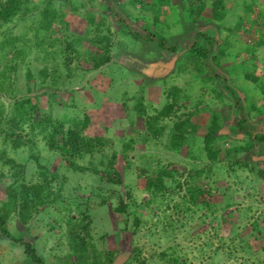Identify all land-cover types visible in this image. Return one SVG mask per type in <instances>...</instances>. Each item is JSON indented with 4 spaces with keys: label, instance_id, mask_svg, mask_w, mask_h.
Segmentation results:
<instances>
[{
    "label": "rangeland",
    "instance_id": "1",
    "mask_svg": "<svg viewBox=\"0 0 264 264\" xmlns=\"http://www.w3.org/2000/svg\"><path fill=\"white\" fill-rule=\"evenodd\" d=\"M18 1L0 19V215L10 235L45 264H82L70 249L79 237L85 264H264V143L252 140L264 131V0ZM204 36L214 39L206 57ZM99 44L110 61L91 70ZM26 99L30 115L14 121ZM53 125L106 143L75 161L83 171L70 168L49 147ZM36 186L44 206L26 201ZM0 264L34 263L0 232Z\"/></svg>",
    "mask_w": 264,
    "mask_h": 264
},
{
    "label": "trees",
    "instance_id": "2",
    "mask_svg": "<svg viewBox=\"0 0 264 264\" xmlns=\"http://www.w3.org/2000/svg\"><path fill=\"white\" fill-rule=\"evenodd\" d=\"M19 1L16 0H11V3H6L4 5L1 6L0 8V19L3 21H9L10 18L14 15L15 12H17L19 6ZM219 5V4H218ZM216 3L213 6L212 9V15L215 19H220L221 14H217V6ZM132 37L135 39H143L144 41H156L157 46L161 49H166L170 52H175V48L173 46H167L165 45L164 41L162 39H158L154 36H151L150 34H139L137 32H133L131 33ZM198 37H200V34H197ZM205 37V40L207 42V46L205 49H203V57L208 56V54L210 53L211 50H213V45H214V39L210 38V37ZM98 41H102L101 39ZM98 43V42H97ZM100 48L102 49V54L99 57H90L87 61V63L91 64L90 69L91 70H97L100 67L104 66L105 64H107L110 61V53H109V47L107 46H101L99 44ZM90 71V70H89ZM86 72V71H85ZM223 81H226L225 78H222ZM1 84V83H0ZM229 86L226 87V89H228L230 91V93L232 95H237L236 92L234 91V88L232 86H230V84H228ZM15 117L13 118V120L15 121L16 119H21L24 118V116H29L31 111H32V106H31V101L29 99H26L24 101L21 102H15ZM87 117H85V120L83 121V125L86 126L87 123ZM49 120L48 119H44L43 122L39 121V123L37 124V127H41L42 123H47ZM242 121V120H241ZM240 121V126L238 127L240 130H244V128L241 126V122ZM42 122V123H41ZM53 130L57 129L53 134L50 135V139H51V144H49V147H51V149H54L55 151H58L61 155V157L67 161L68 165L70 168H76L78 170H84L83 167H79L78 165L75 164V161L77 159L83 158L86 154H93L96 152H99L100 149H103L104 144L106 143V140H104L103 138L100 137H95V138H88V137H83L78 131L70 128L68 129L65 133L60 131L62 128V125H53L51 127ZM58 129H60L58 131ZM56 133H60L62 134V138L60 140H55V135ZM207 136L211 137L213 136V130H211V133H209ZM248 137H250L248 135ZM252 140L257 141V142H264V131L259 132V134L252 136ZM207 138V137H206ZM207 142H208V138H207ZM17 145V144H16ZM208 146V145H207ZM209 147V146H208ZM115 154H112V163L115 160ZM261 160H264V156L260 158ZM166 171L164 169L158 171L156 179V185H159L160 187L163 186V178L166 177ZM44 182L47 184V179L44 178ZM152 181L148 180L146 186L147 187H151ZM39 186L36 187H32L31 192L33 191V193L30 194H26L29 190V188H25V193L24 196L27 197L24 198L26 199L27 203L29 206H44L46 205L48 202H50L51 200H49L48 197H43L40 196L39 198L36 197V195L38 196V192H40L42 190V188H38ZM38 188V190H36ZM30 196H33V200H34V205L32 204L31 200L29 199ZM29 199V200H28ZM10 206H12L11 204H9ZM29 206H24L22 205L23 209ZM125 208H122V210H124ZM0 232L2 235V238L6 241H11L14 242L16 244H20L23 247V252L25 254V256L27 258H29L34 264H45L43 259L40 258L37 254L35 249L33 248L32 244L30 242L24 241L21 238H15L12 235H10V233L8 232L6 226H5V219L3 218L2 215H0ZM75 238L74 241H76L77 239L78 242H75V244L71 243L70 249L72 251L73 254H77V256L79 258H82L83 261H81L82 264H85V260H84V255H86V248L84 247V243L80 241V237L76 239V237L74 235L70 236V238ZM81 259V260H82Z\"/></svg>",
    "mask_w": 264,
    "mask_h": 264
},
{
    "label": "crops",
    "instance_id": "3",
    "mask_svg": "<svg viewBox=\"0 0 264 264\" xmlns=\"http://www.w3.org/2000/svg\"><path fill=\"white\" fill-rule=\"evenodd\" d=\"M255 134L254 135H257V134H259V132H254ZM264 143V142H263Z\"/></svg>",
    "mask_w": 264,
    "mask_h": 264
}]
</instances>
